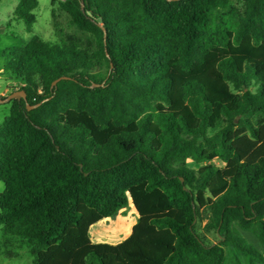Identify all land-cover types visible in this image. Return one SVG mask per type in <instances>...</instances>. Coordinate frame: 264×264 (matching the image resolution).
<instances>
[{
  "label": "trees",
  "instance_id": "obj_1",
  "mask_svg": "<svg viewBox=\"0 0 264 264\" xmlns=\"http://www.w3.org/2000/svg\"><path fill=\"white\" fill-rule=\"evenodd\" d=\"M239 1L51 0L92 47L7 50L27 98L0 124V228L34 264H264V0ZM38 7L14 11L29 32ZM129 200L132 234L93 243Z\"/></svg>",
  "mask_w": 264,
  "mask_h": 264
},
{
  "label": "rangeland",
  "instance_id": "obj_2",
  "mask_svg": "<svg viewBox=\"0 0 264 264\" xmlns=\"http://www.w3.org/2000/svg\"><path fill=\"white\" fill-rule=\"evenodd\" d=\"M19 1H0V100L6 99L14 92L16 87L15 81L3 70L8 49L24 46L34 36H38L43 41L52 44L64 45L74 42L81 46L92 47L88 36L76 29L71 23L70 17L59 8L58 3L52 6L51 0H39V7L34 11V26L30 32L27 31L24 21L17 19L14 15ZM230 7H237L243 10V5L239 0H232ZM256 88L257 85L255 84H252L250 87L253 91ZM11 104L12 101L0 103V124L9 116ZM209 163H197L191 159L186 161V165L193 170H199ZM4 188V183L0 182V194L4 191ZM138 218L139 214L132 201L129 200V204L116 216L93 225L90 229V237H93L96 241L102 240L107 244L115 245L123 241L130 234ZM120 219L127 220V224L123 228L117 225V221ZM203 226L204 223L197 222L196 231L204 243L207 245L216 243L218 239L217 235L214 233L205 234ZM243 235L256 248L262 251V245L260 246L252 234L243 232ZM0 264H34V257L30 252L28 242L20 237L7 235L3 228H0Z\"/></svg>",
  "mask_w": 264,
  "mask_h": 264
},
{
  "label": "water",
  "instance_id": "obj_3",
  "mask_svg": "<svg viewBox=\"0 0 264 264\" xmlns=\"http://www.w3.org/2000/svg\"><path fill=\"white\" fill-rule=\"evenodd\" d=\"M61 79H66V77H63ZM61 79H58L57 81H55L53 83L52 87H54ZM95 86H98V85H95ZM26 98H27V95L25 92H14V93L10 94L6 99L0 100V103H9L13 100H19V101L22 99L26 100ZM32 108H33L32 106L28 105L29 110H31Z\"/></svg>",
  "mask_w": 264,
  "mask_h": 264
},
{
  "label": "crops",
  "instance_id": "obj_4",
  "mask_svg": "<svg viewBox=\"0 0 264 264\" xmlns=\"http://www.w3.org/2000/svg\"><path fill=\"white\" fill-rule=\"evenodd\" d=\"M134 227V226H133ZM132 230H133V228H132ZM132 230H131V232H130V234L123 240V241H125L131 234H132ZM245 233H250V232H245ZM252 234V233H251ZM91 239H92V241H93V243H96V244H99V243H105L104 241H96V240H94V238L93 237H91ZM123 241H121V242H123ZM120 242V243H121ZM120 243H117V244H120ZM117 244H115V245H117Z\"/></svg>",
  "mask_w": 264,
  "mask_h": 264
},
{
  "label": "bare ground",
  "instance_id": "obj_5",
  "mask_svg": "<svg viewBox=\"0 0 264 264\" xmlns=\"http://www.w3.org/2000/svg\"><path fill=\"white\" fill-rule=\"evenodd\" d=\"M123 214V213H122ZM108 224V223H107ZM127 224V220H122L120 219L119 221H117V225H119L120 227H125ZM114 225V224H113ZM117 233H118V230H117ZM121 235V234H120ZM100 241V240H99ZM102 241V240H101Z\"/></svg>",
  "mask_w": 264,
  "mask_h": 264
},
{
  "label": "built area",
  "instance_id": "obj_6",
  "mask_svg": "<svg viewBox=\"0 0 264 264\" xmlns=\"http://www.w3.org/2000/svg\"><path fill=\"white\" fill-rule=\"evenodd\" d=\"M217 164H218L219 166H224V163H223V162H217Z\"/></svg>",
  "mask_w": 264,
  "mask_h": 264
}]
</instances>
